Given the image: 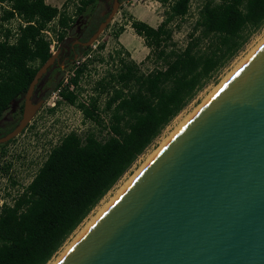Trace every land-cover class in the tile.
<instances>
[{"label": "trees", "instance_id": "16d2710c", "mask_svg": "<svg viewBox=\"0 0 264 264\" xmlns=\"http://www.w3.org/2000/svg\"><path fill=\"white\" fill-rule=\"evenodd\" d=\"M7 1L27 24L19 27L13 43L0 41V135L19 117L9 113L3 120V113L11 103L17 102L21 112L28 83L51 54L49 41L42 37L40 30L55 19L60 27L56 39L69 47L66 35L72 31L79 15L86 7H95L99 2L64 0L60 9L44 0ZM192 1L172 0L155 27L139 19L130 21V27L158 63L154 69L142 73L127 51L119 46L109 54L116 61L114 70H107L96 79L95 95L89 96L86 102L78 100L76 91L68 90L67 86L60 89V99L55 104L62 101L74 105L85 120L102 126L106 134L98 137L93 131L83 136L75 131L66 133L51 147L12 204L2 206L0 264H46L170 120L240 49L249 33L264 22V0H203L187 33L188 40L182 48H176L169 23L183 18ZM68 3L73 4V13L66 11ZM104 17L105 14L90 17L84 34L79 31V40L85 41ZM51 30L54 34L53 27ZM122 30L119 27L114 37ZM102 47L98 45L99 49ZM74 48L66 63L71 61L73 71L68 81L76 90L94 57L76 65L74 59L91 49L90 45ZM54 67L53 64L48 70ZM61 79L58 77L49 87L37 84L34 92H45V98L60 85ZM101 94L104 99L100 107ZM48 110L51 112L54 107ZM101 111L107 114L105 124L100 118ZM12 140L0 144L3 146ZM6 168L7 165L2 167L4 171Z\"/></svg>", "mask_w": 264, "mask_h": 264}, {"label": "water", "instance_id": "95a60500", "mask_svg": "<svg viewBox=\"0 0 264 264\" xmlns=\"http://www.w3.org/2000/svg\"><path fill=\"white\" fill-rule=\"evenodd\" d=\"M109 12L82 46L93 43ZM23 95L21 132L40 107ZM54 264H264V39L177 128Z\"/></svg>", "mask_w": 264, "mask_h": 264}, {"label": "rangeland", "instance_id": "374dc122", "mask_svg": "<svg viewBox=\"0 0 264 264\" xmlns=\"http://www.w3.org/2000/svg\"><path fill=\"white\" fill-rule=\"evenodd\" d=\"M51 5H58L64 0H46ZM95 7L88 6L84 12L79 15L74 24L72 31L66 35L68 42L74 37H78L85 32V25L88 19L93 15H103L104 10L110 6L111 0H106L107 6H103L101 0ZM172 0H121L120 5L113 14L108 26L98 34L96 39L90 45L89 59L94 60L88 64L85 75L79 80L78 87L74 91L77 93L78 100L86 102L89 96L95 95V81L103 76L105 71L114 70V62L109 54L118 49L121 44L114 32L119 28L126 30L120 35L122 46L128 53L129 58L137 63L139 70L146 73L158 66L154 56L144 45L143 40L139 36L131 33L133 29L130 27L132 19H139L155 27L163 18L164 10L167 9ZM219 1V0H214ZM203 0H194L190 3L188 13L181 19H174L169 23L172 29L171 40L176 48H182L188 40L187 33L191 29V24L196 16V11ZM61 4H59L61 6ZM59 6V7H60ZM62 7V6H61ZM60 7V9H61ZM105 8V9H104ZM66 11L73 13L74 6L72 3L66 5ZM49 26L54 28V34L50 33L53 42V52L60 46L61 41L56 39L57 32L60 30L56 27V20L53 19ZM131 32V33H130ZM134 32V31H133ZM264 39V22L257 29L249 33L246 41L240 49L223 64L212 77L196 92L194 97L188 104L162 129L160 134L153 142L135 159L130 168L117 180L112 188L100 199L96 206L90 211L87 217L76 227V229L68 236L57 252L50 258L46 264H54L55 261L64 253V251L77 239V237L90 225V223L103 211V209L122 191L128 182L136 175V173L144 166V164L156 153V151L166 142V140L177 130L178 127L196 110V108L204 102V100L227 78V76L260 44ZM132 40V41H131ZM135 41V42H134ZM102 44L101 49L98 45ZM76 59V58H75ZM101 59V60H100ZM71 70L70 63H65L57 67L58 73H50L45 80L43 87H49L58 77H65ZM56 74V77L54 76ZM54 89L45 96L44 102L35 111L33 119L25 130H22L15 138L6 143L0 144V199H5L12 194L19 193L22 188L30 181L41 163L45 159L48 151L54 146L66 133L75 131L83 136L87 131H93L98 137L105 136L106 130L91 121L85 120L81 112L71 104L59 102L55 104L54 110L49 111L45 101L50 102L49 98ZM104 99L101 94L98 103L100 107ZM58 100V99H57ZM18 103H11L9 108L3 113L4 118L9 113L13 117L20 116ZM100 118L105 124L107 114L100 112ZM100 130V132H99ZM7 165L4 171L2 167Z\"/></svg>", "mask_w": 264, "mask_h": 264}, {"label": "built area", "instance_id": "2783aa9c", "mask_svg": "<svg viewBox=\"0 0 264 264\" xmlns=\"http://www.w3.org/2000/svg\"><path fill=\"white\" fill-rule=\"evenodd\" d=\"M9 12H11L9 15H7ZM52 22L49 21L46 26L40 30V34L42 37L46 40L49 41V51L52 53L53 52V42L52 39L50 38V33H51V26H49V23ZM27 22L22 19L19 15L16 14V12L11 8L10 2L7 0H2L0 1V41H6L7 43L11 44L15 41L19 27H23L26 25ZM56 27H58L56 25ZM60 28V27H59ZM89 54L87 53L86 55L80 57L79 59L76 58L74 59V63L77 65L80 62H82L84 59L88 58ZM72 69L69 71V73L61 79L60 85L55 88L52 92V95L49 98L50 102L45 101L46 105L49 107H53L57 101L59 100V91L63 86H67L68 90L74 91L75 87L73 84L69 83L68 79L69 76L72 75ZM23 189V188H22ZM22 191V190H21ZM21 191L19 193H21ZM19 193L12 194L9 197L5 199H0V211L3 205H11L14 199L19 195Z\"/></svg>", "mask_w": 264, "mask_h": 264}, {"label": "flooded vegetation", "instance_id": "af4514ba", "mask_svg": "<svg viewBox=\"0 0 264 264\" xmlns=\"http://www.w3.org/2000/svg\"><path fill=\"white\" fill-rule=\"evenodd\" d=\"M118 1V0H117ZM121 2V1H120ZM120 2L118 1V6L120 5ZM101 3H102V5L105 7V6H107L106 4L108 3L106 0H101ZM111 3H112V0H111ZM118 6H117V8H118ZM110 7H111V4H110V6L106 9V11L104 10V13H103V15L105 14H107L108 12H109V10H110ZM105 9V8H104ZM79 38H80V35L78 36V37H74L72 40H71V42H69V47H67L66 45H63L62 43V46H60V47H58L56 50H58V53H57V57H56V59L53 61V63H52V65L54 64L55 65V67L51 70V71H49V70H47L46 72H45V74H43L41 77H40V82H37L36 83V85L38 84V85H40V87H43V84H44V82H45V80L48 78V75H50V73H58V71H57V67L59 68V66L60 65H62V64H65L66 63V61L69 59V54L70 53H72L74 50H75V45H81L80 43H74V41L75 40H78L79 42H83V41H80L79 40ZM56 74L54 75L55 77H56ZM44 95H45V92H41V93H37V92H34V89H33V91H32V94H31V96H30V99H31V101H32V103H35L36 101H38L39 99H41L42 100V102H44V100H45V98H44ZM41 102V103H42ZM22 104H23V98H22ZM41 105V104H40ZM20 115H21V112H20ZM33 117V116H32ZM31 117V119H30V121L33 119ZM7 118V115L4 117V118H2L3 120L4 119H6ZM19 118H20V116L17 118V121H16V123L10 128V129H8L7 131H5V133H7L8 131H10L16 124H17V122H18V120H19ZM30 121L26 124V126L22 129V130H25L26 128H27V126L29 125V123H30ZM0 122H1V120H0ZM21 130V131H22ZM5 133H1V135L0 136H2V135H4ZM18 135V134H17ZM16 135V136H17ZM15 138V136L12 138V139H14Z\"/></svg>", "mask_w": 264, "mask_h": 264}, {"label": "crops", "instance_id": "0c3cea01", "mask_svg": "<svg viewBox=\"0 0 264 264\" xmlns=\"http://www.w3.org/2000/svg\"><path fill=\"white\" fill-rule=\"evenodd\" d=\"M44 2L47 3V4H49L46 0H44ZM59 4H61V2H60ZM59 4H58V5H51V4H49V5H51V6H55V7L58 8V7L60 6ZM124 27H125V28L123 29V31H125V30L127 29V28H126V25H124ZM123 31H122L121 33H119L118 36H117V40H118V42L121 44V46H124V45L122 44L121 40H120V35L123 33ZM130 33H131V32H130ZM131 34H132L131 37H132L133 35H135V33H134L133 31H132ZM135 36H137V35H135ZM132 40H133V37H132ZM132 40H131V41H132ZM134 42H135V41H134ZM126 50H127V49H126Z\"/></svg>", "mask_w": 264, "mask_h": 264}]
</instances>
